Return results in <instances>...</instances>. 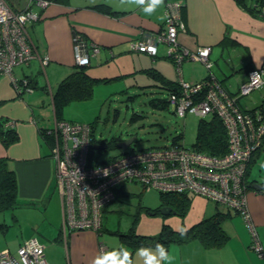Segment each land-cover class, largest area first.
I'll return each instance as SVG.
<instances>
[{"label": "crops", "instance_id": "1", "mask_svg": "<svg viewBox=\"0 0 264 264\" xmlns=\"http://www.w3.org/2000/svg\"><path fill=\"white\" fill-rule=\"evenodd\" d=\"M181 2L183 7L179 15L181 14L184 30L178 34V43L189 52L202 47L210 48L207 61H201L205 65V74L204 71H199L197 75L192 73L190 78L181 74L184 82L196 83L210 75L219 82L222 81L224 89L232 95L246 80L245 71H238L242 66L264 70V18L247 10L246 5H252V0ZM165 3L149 15L143 11L148 6L147 2L138 6L132 4L128 8L121 5L112 8L110 4L98 3L109 9L110 12L105 13L92 7L98 4L80 6L72 0H63L60 3H50L44 9L37 7L39 11L33 9V12L37 11L35 13L39 15V19L29 22L33 36L28 30L27 34L39 58L48 57L46 66L51 74H60L62 66L65 67L64 72H71L75 65L72 50L74 32L97 46V51L90 57V64L93 57L97 60V65H101L103 55L110 53L114 57V49L126 43H129L128 52L139 54L142 52L130 50V42H158V33L166 21ZM160 46L163 48L161 51ZM166 50V46L159 42L155 54L143 53L151 57L148 66L164 76L155 60ZM214 55L216 58H213ZM217 56H222L224 64L219 68L220 77L211 70L213 64L218 62ZM32 60L21 69L19 75L18 71H15L12 76H0V118L11 122L17 133V138L8 147L5 148L0 142V158L7 159V165L15 173L16 201L19 204L18 208L12 211L0 212V224L6 225L0 227V252L8 250L15 254L21 244L34 237L44 248L47 264H107V254L115 251H110V247L104 245L108 239L101 237V233L63 228L61 196L55 183L54 160L51 154L53 147L45 143L40 133V129L49 128H45L40 122V117L35 115L30 107L32 99L27 95L33 92L36 85L31 69L38 66L45 73V68L41 67L38 58ZM206 64H209V67ZM181 65L182 63L180 68ZM200 68L198 65L196 70ZM22 78L30 79L32 90L19 96L15 82ZM47 79L50 83V74ZM169 79L177 82L178 74ZM57 82L53 85L54 89L60 81ZM234 83L235 87H232ZM54 89L49 87V92ZM256 91L259 92V101L250 104L251 107H243L239 98L237 99L242 110L254 109L260 105L264 85ZM254 160L247 181L253 180L251 184H262L263 189L249 188L246 194V208L264 252V171L261 176H258L257 172L264 169V138L263 146ZM216 211L215 208L213 213L204 215L199 220L210 217ZM221 226L228 235L227 241L221 247L205 248L197 240L180 245L172 244L166 249L169 259L162 264H258L249 249L251 239L243 218L230 213L222 220ZM119 245L124 248L120 242ZM146 248H150L153 254L159 256L155 247ZM138 250L131 252L127 249L131 264H144ZM120 252L121 250L118 251ZM117 259H120L119 256Z\"/></svg>", "mask_w": 264, "mask_h": 264}, {"label": "built area", "instance_id": "2", "mask_svg": "<svg viewBox=\"0 0 264 264\" xmlns=\"http://www.w3.org/2000/svg\"><path fill=\"white\" fill-rule=\"evenodd\" d=\"M32 4L40 9L49 5L46 1L28 0L27 7L18 11L7 0H0V76H11L15 67L27 65L34 58L40 60L42 68L47 65L48 57L39 58L27 34L26 24L39 19L31 10ZM178 9L175 2L165 3L166 21L157 43L168 45L177 65L184 59L207 61L209 47L189 52L178 46V34L184 30ZM157 43L132 41L130 50L153 55ZM72 50L74 64L84 66L97 46L87 44L79 34H72ZM263 75L262 68H253L232 95L217 83L205 94H199V84L181 78L178 90L168 91L166 102L176 116L192 113L203 118L213 113L220 119L226 134V149L221 155L206 154L174 142L169 146L134 150L107 161H92L97 150L93 146L99 144L92 141L90 125L55 121L48 132L53 138L51 154L61 196L63 228L101 233L102 210L115 199L117 189L125 184H139L143 191L198 195L241 216L250 234L251 249L264 258L246 208L248 166L263 146L264 94L260 106L254 109L242 110L237 103L238 98L263 87ZM15 83L18 94L32 90L28 78ZM43 251V246L33 237L21 244L15 254L8 250L0 252V264H47Z\"/></svg>", "mask_w": 264, "mask_h": 264}, {"label": "rangeland", "instance_id": "3", "mask_svg": "<svg viewBox=\"0 0 264 264\" xmlns=\"http://www.w3.org/2000/svg\"><path fill=\"white\" fill-rule=\"evenodd\" d=\"M7 1L14 9L19 10L28 5V0ZM72 1L79 3L80 6L103 3L110 4L112 8L118 5L128 8L132 5L128 4L127 0H124V4L121 3V0ZM33 9L39 11L34 4L31 5V10L34 11ZM26 27L33 36L29 22ZM128 44L116 47L114 57L110 53L103 55L102 61H100L101 65H97V60L92 57V64L86 68L91 75H107V77L118 75V77L107 83H96L89 99L73 101L65 105L60 112L59 117L65 121L84 125L89 124L96 140L118 138V140L124 141L131 136H135V141L125 149L117 147L107 150H94L92 161H107L111 157L127 154L134 150L159 148L169 146L174 142L187 148L194 147L199 120H209L212 117L210 114L200 118L192 113H187L184 117H178L173 113L171 105L168 103H165L163 107H160V105L158 107L152 106L150 100L156 99L164 102L168 91L153 85L156 80L153 77L154 75H147L143 70L150 67L148 65L151 62V57L143 53L128 52ZM162 49L160 46L159 51ZM166 52L164 51L163 55L158 56L155 63L166 77L173 79L177 76V71L171 61L166 58ZM221 57L218 58L217 56L218 62L213 64V69L211 68L219 77V68L224 65ZM223 57L225 58L224 55ZM213 58H216V56L214 55ZM198 65L201 68L196 70ZM24 67L25 65L15 67L13 72L18 71L17 75H19ZM181 67L178 70L185 78L186 76L190 78L192 73L197 75L199 71H204L205 74L206 71L205 65L200 60L194 59L182 63ZM64 69V66L60 67V74L56 72L55 75L50 73L48 66L45 67V73L38 66L31 69V75L35 77L36 85L33 86V92L27 93V95L29 94V99H32L30 107L35 115L37 114L40 117V122L45 125V128L53 129L55 123L49 87L54 89L53 85L70 73L64 72ZM49 74L50 83L47 79ZM232 87H235V83L232 84ZM239 100L243 107H251L250 104L259 101V92L252 91L249 95L239 98ZM173 138H175V141H172ZM262 171L264 169L257 170L258 176L262 175ZM160 204V192L157 190L143 191L139 184H125L123 194L116 195L115 199L106 206V210L103 212L101 237L108 239L104 245L109 246L110 251H115V253H118L117 250H127L126 246L122 248L119 245L118 234L113 232H127L133 225L134 219H136L134 222L136 234L156 236L161 232L163 225H167L174 230L188 228L194 225L200 217L213 213L214 207H217L219 211H227L224 206L215 205L198 195L190 196L188 207L182 215L173 212L162 214L159 211ZM249 249L255 258V262L264 264V258L260 259L255 251ZM119 258L121 257L119 256Z\"/></svg>", "mask_w": 264, "mask_h": 264}, {"label": "trees", "instance_id": "4", "mask_svg": "<svg viewBox=\"0 0 264 264\" xmlns=\"http://www.w3.org/2000/svg\"><path fill=\"white\" fill-rule=\"evenodd\" d=\"M50 3H60L63 0H41ZM172 0H164V2H168ZM252 5H246L247 10L253 15L264 18V13L262 9H264V0H252ZM103 4H98L92 6L93 8H98L105 13H109V9L106 6H102ZM102 6V7H101ZM101 7V8H99ZM183 7L182 2L179 6V13H181L180 9ZM181 15V14H180ZM181 18V16H180ZM87 42V40L84 38ZM87 44H90L87 42ZM91 51V49L89 50ZM184 59L183 61H185ZM182 61V62H183ZM174 65L176 71L178 72V67L175 61H171ZM90 67V59L87 65L84 66H76L74 65L73 71H71L66 77L60 80L57 84L54 91L50 93L51 105L53 108V115L56 122L65 121L61 119L60 112L61 109L73 102V101H82L87 100L92 96L93 86L96 83H107L112 79L118 77L102 75V76H94L86 69ZM252 68H247V65L242 66L238 71H245L246 75ZM148 75L153 74L155 77V82L153 85L163 88L167 91H177L178 86L177 83L169 78L165 77L158 70L156 71L154 68L143 69ZM152 70V72H151ZM178 74V73H177ZM224 89L222 85V81H218L214 77L208 75L205 79L196 82L199 84V94H205L208 89L214 88L215 85ZM256 91V90H254ZM165 101H160L156 99L150 100V104L154 107H163L165 105ZM260 106V105H259ZM258 107V106H257ZM212 117L209 120L200 119L197 125L196 131V144L194 148L198 151L204 152L210 155H221L224 153L226 149V134L220 119L215 115L211 114ZM69 123H73L72 121H65ZM10 123V122H9ZM8 122L5 119L0 118V142L6 148L15 141L17 138V133L15 129L9 125L6 126ZM91 127V126H90ZM92 129V127H91ZM49 130L51 129H40L41 136L45 143L51 147L53 143V138L49 134ZM92 141L98 144L105 145V149L117 148V143L120 141L118 138L111 139H100L96 140L92 131ZM172 141H175L173 138ZM93 155V154H92ZM113 158V157H111ZM110 158V159H111ZM255 160H251L247 170V176L249 174L251 164ZM253 180L248 182L251 184ZM16 190L17 183L14 171L7 165V159L0 158V212L12 211L18 208L19 204L16 201ZM123 194V188H119L116 191V195ZM190 196L185 193L179 194H165L160 193L161 206L170 207L173 213L184 214L188 204H189ZM216 212L210 217L198 220L194 225L188 228H182L179 230H174L167 225H163L161 232L156 236H146L135 233L134 222L133 225L127 232H119L114 231L115 234H118V239L121 244L126 246L131 252L136 249L146 248V247H155L157 243L163 244L167 249L172 244H184L192 240L199 241L203 247L205 248H219L225 244L228 239V235L223 230L221 226L222 220L230 215V212L227 210L219 211L217 207ZM106 210L104 208L103 212ZM5 226L4 224H0V227ZM87 230V229H85ZM79 231V230H73ZM113 232V233H114ZM184 233L183 235L181 233ZM257 234V233H256ZM258 237V235H257ZM260 242V241H259ZM261 244V243H260ZM251 245V244H250ZM263 249V248H262ZM10 252V251H9Z\"/></svg>", "mask_w": 264, "mask_h": 264}, {"label": "clouds", "instance_id": "5", "mask_svg": "<svg viewBox=\"0 0 264 264\" xmlns=\"http://www.w3.org/2000/svg\"><path fill=\"white\" fill-rule=\"evenodd\" d=\"M146 2L148 6L145 9H143V11L149 15L154 13L157 10V8L164 6V0H127L128 4H135L137 6L141 4H145ZM121 3L124 4V0H121ZM22 94L23 93L19 94V96ZM99 145H103V144H99ZM181 234L183 235L184 233L182 232ZM155 249L156 252L159 254V256L153 254L150 248L142 247L138 250L139 255L144 260V264H162L163 261L169 259V253L167 252L163 244L157 243L155 245ZM118 256H122V258L117 259ZM107 264H131L130 253H128L127 250L121 249L120 253L108 254Z\"/></svg>", "mask_w": 264, "mask_h": 264}, {"label": "water", "instance_id": "6", "mask_svg": "<svg viewBox=\"0 0 264 264\" xmlns=\"http://www.w3.org/2000/svg\"><path fill=\"white\" fill-rule=\"evenodd\" d=\"M134 141H135V136H131L127 140H124V141L122 140V141L118 142L117 147L125 149L129 144H131ZM93 148L97 149V150H102V149H105V145H94ZM248 186H249V188H253L254 190H262L263 189V185L258 184V183L249 184ZM159 211L162 214H169L172 212L171 208L167 207V206L159 207ZM117 249H119V248H117ZM117 251H119V250H117Z\"/></svg>", "mask_w": 264, "mask_h": 264}, {"label": "bare ground", "instance_id": "7", "mask_svg": "<svg viewBox=\"0 0 264 264\" xmlns=\"http://www.w3.org/2000/svg\"><path fill=\"white\" fill-rule=\"evenodd\" d=\"M172 2L177 3V4H178V8H179L180 3H181V0H177V1H176V0H173ZM160 32H161V31H160ZM160 32L158 33V36H159ZM73 34H77V33L74 32ZM177 43H178V42H177ZM163 44H164V45L166 46V48H167V50H166V51H167V52H166V53H167L166 57H167L168 59H170V60L173 61V54H171V53L169 52V47H168V45H167L166 43H163ZM178 46L181 47L179 43H178ZM181 63H183V62H181ZM178 68H179V67H178ZM12 73H13V70H12ZM177 73H178V80H177L176 83L178 84V81H179V79L181 78V74H180L179 71H178ZM11 76H12V75H11Z\"/></svg>", "mask_w": 264, "mask_h": 264}]
</instances>
